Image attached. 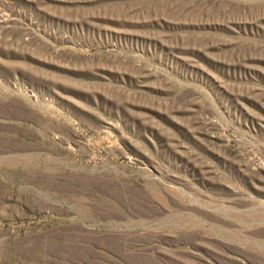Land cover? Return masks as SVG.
Wrapping results in <instances>:
<instances>
[{"label": "rangeland", "instance_id": "rangeland-1", "mask_svg": "<svg viewBox=\"0 0 264 264\" xmlns=\"http://www.w3.org/2000/svg\"><path fill=\"white\" fill-rule=\"evenodd\" d=\"M0 264H264V0H0Z\"/></svg>", "mask_w": 264, "mask_h": 264}]
</instances>
